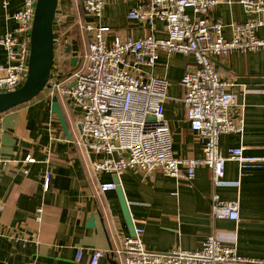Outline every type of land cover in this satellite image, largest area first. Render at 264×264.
Returning <instances> with one entry per match:
<instances>
[{"label":"crops","instance_id":"0c3cea01","mask_svg":"<svg viewBox=\"0 0 264 264\" xmlns=\"http://www.w3.org/2000/svg\"><path fill=\"white\" fill-rule=\"evenodd\" d=\"M143 1L148 0H104L101 16L95 18L84 11V0H58L53 31L71 46L69 64L71 57L86 49L87 22L108 26V43L116 36H164L161 22H156L153 31L127 17L128 11ZM21 5L22 0H0V36L14 29L12 14ZM209 15L222 21L225 39L232 36L234 23L261 17L245 11L239 0H220ZM257 35H262L259 28ZM212 59L223 79L232 83L234 113L243 121L241 133L220 135L219 152L227 156L230 148L242 146L245 155L263 159L260 167L240 170L236 161L226 160L223 184L217 187L212 185L207 166H199L190 182L159 170L148 175L135 169H125L119 175L94 173L92 161L105 155L88 148L80 136L76 112L60 101L66 135L51 111L50 100L41 94L0 113V158L6 160L0 161V264H89L93 248L105 250L98 264H113L112 260L123 264L122 241L132 234L116 184L110 190L99 189V184L115 183V179L134 228H143L141 237L147 248L164 251L181 245L197 249L214 230L223 242L234 243L240 254L264 261V46ZM5 63L6 52L0 45V65ZM194 66L191 54L159 50L153 65L141 67L144 76L163 77L168 82L164 118L171 131L173 155L179 158L201 157L203 153L204 142L190 128L181 101L184 88L180 80ZM27 155L35 161L25 162ZM46 173L49 188L45 191ZM213 191L224 200L238 201V219L210 214ZM37 207L41 208L40 220L35 218Z\"/></svg>","mask_w":264,"mask_h":264},{"label":"built area","instance_id":"2783aa9c","mask_svg":"<svg viewBox=\"0 0 264 264\" xmlns=\"http://www.w3.org/2000/svg\"><path fill=\"white\" fill-rule=\"evenodd\" d=\"M220 0H148L131 8L127 17L149 26L162 23L164 36L150 33L141 38L114 37L108 43L106 25L85 24L89 36L86 49L77 57L75 66L68 63L65 40L55 39L50 78L42 95L58 102L66 101L76 112L80 136L90 150L104 154L92 161L94 173L105 171L119 175L135 169L148 175L155 170L190 182L199 166L211 170L213 187L223 184L226 160H234L240 170L260 167L259 157L244 154L242 146L232 147L228 155L219 152V137L225 133H241L243 121L234 113L235 95L231 82L217 70L214 56L233 51H247L264 46V0H239L245 11L260 18L231 25L232 36L223 37L224 24L209 13ZM36 0H22L12 14L15 27L0 36L6 52V63L0 65V92L12 91L25 80L30 53V37ZM104 0H84V11L100 17ZM191 10V14L187 11ZM262 35H257V29ZM159 50L167 53L191 54L195 66L186 71L180 83L181 98L190 128L203 140L201 157L179 158L172 152L171 131L164 118L168 82L163 77L144 76L141 67L153 65ZM75 67V68H73ZM119 152L118 156H112ZM4 163L6 160L1 159ZM25 162L35 159L27 155ZM115 187L113 182L99 184L102 191ZM49 188L45 174L43 190ZM210 214L213 217L239 218L237 200H224L211 193ZM41 208L35 218L41 219ZM142 227L122 241L123 264H264V261L238 252L234 243H225L214 230L209 232L200 248L187 249L177 245L169 250L147 248L142 240ZM105 250L93 248L89 264H98ZM80 256L78 254L77 258Z\"/></svg>","mask_w":264,"mask_h":264},{"label":"water","instance_id":"95a60500","mask_svg":"<svg viewBox=\"0 0 264 264\" xmlns=\"http://www.w3.org/2000/svg\"><path fill=\"white\" fill-rule=\"evenodd\" d=\"M57 1L58 0H36L26 78L18 88L12 91L0 92V113L34 99L47 84L50 78L54 56V44L56 41L53 36V21L56 13ZM70 48L71 46L67 44L65 49L66 52H70ZM77 60V56L71 57L70 64L75 66ZM50 105L51 111L57 115L64 133L68 135L65 118L56 96L51 97ZM115 184V190L127 226L130 233L134 234L135 228L131 220L127 202L118 185L117 179H115ZM89 221L93 223V217H90ZM112 263L116 264V261L112 260Z\"/></svg>","mask_w":264,"mask_h":264},{"label":"trees","instance_id":"16d2710c","mask_svg":"<svg viewBox=\"0 0 264 264\" xmlns=\"http://www.w3.org/2000/svg\"><path fill=\"white\" fill-rule=\"evenodd\" d=\"M54 21H55V17H54ZM54 21H53V24H54ZM53 36H54L55 39H58V33H56V32L53 31ZM54 49H55V45H54ZM68 63H69V61H68ZM73 68H75V67H73ZM45 87H46V85H45ZM45 87H44V88H45ZM42 91H43V90H42ZM42 91H41L36 97H38L39 95H41V94H42ZM36 97H35V98H36ZM14 108H15V107H14ZM12 109H13V108H12Z\"/></svg>","mask_w":264,"mask_h":264},{"label":"rangeland","instance_id":"374dc122","mask_svg":"<svg viewBox=\"0 0 264 264\" xmlns=\"http://www.w3.org/2000/svg\"><path fill=\"white\" fill-rule=\"evenodd\" d=\"M81 47H82V45H81Z\"/></svg>","mask_w":264,"mask_h":264}]
</instances>
